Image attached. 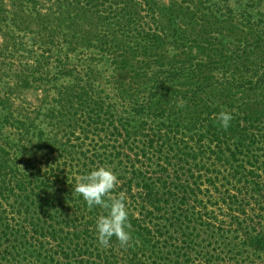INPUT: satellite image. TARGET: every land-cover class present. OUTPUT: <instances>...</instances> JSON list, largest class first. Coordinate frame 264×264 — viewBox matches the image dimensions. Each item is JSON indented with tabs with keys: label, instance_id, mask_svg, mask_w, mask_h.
<instances>
[{
	"label": "trees",
	"instance_id": "trees-1",
	"mask_svg": "<svg viewBox=\"0 0 264 264\" xmlns=\"http://www.w3.org/2000/svg\"><path fill=\"white\" fill-rule=\"evenodd\" d=\"M188 1L0 0V264H264V12L234 47ZM101 166L126 249L73 192Z\"/></svg>",
	"mask_w": 264,
	"mask_h": 264
},
{
	"label": "clouds",
	"instance_id": "clouds-1",
	"mask_svg": "<svg viewBox=\"0 0 264 264\" xmlns=\"http://www.w3.org/2000/svg\"><path fill=\"white\" fill-rule=\"evenodd\" d=\"M184 106L183 102L178 105ZM232 119L233 115L224 110L216 116L217 122L224 130L230 127ZM118 183L116 174L110 168L101 166L89 174L77 177L73 192L83 198L89 209L93 207L102 209L95 222L98 245L107 248L115 237L119 246L126 249L132 246V225L128 219L125 194L120 192L118 195H112Z\"/></svg>",
	"mask_w": 264,
	"mask_h": 264
},
{
	"label": "rangeland",
	"instance_id": "rangeland-1",
	"mask_svg": "<svg viewBox=\"0 0 264 264\" xmlns=\"http://www.w3.org/2000/svg\"><path fill=\"white\" fill-rule=\"evenodd\" d=\"M209 1L215 3L223 14L222 17L217 18L218 28L224 35L222 43L230 40L231 45H234V47L240 46L241 40L248 39L247 34L249 30L247 27L248 25L252 27L251 25L257 19L252 12H250L252 14L251 18L245 12H249L252 6L256 10L262 7L261 9L264 12V0H259L260 4L256 6L251 4L250 0H189L188 2L199 9L208 6ZM165 5L167 6L165 7L166 9H169L171 6L170 3H166ZM258 57H264V55H258Z\"/></svg>",
	"mask_w": 264,
	"mask_h": 264
}]
</instances>
